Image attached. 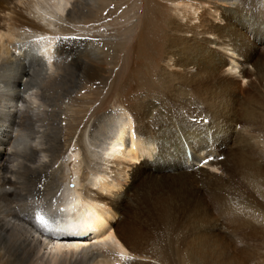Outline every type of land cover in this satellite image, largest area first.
I'll return each instance as SVG.
<instances>
[{
    "label": "bare ground",
    "instance_id": "obj_1",
    "mask_svg": "<svg viewBox=\"0 0 264 264\" xmlns=\"http://www.w3.org/2000/svg\"><path fill=\"white\" fill-rule=\"evenodd\" d=\"M114 1L0 0V264H212L222 244L204 234L178 253L171 212L181 199L162 196L178 180L218 188L190 218L227 213L264 264V0H169L177 15L158 34L165 65L150 57L152 34L139 51L156 86L93 114L64 159V127L78 125L74 98L116 54L84 29ZM223 8L221 27L210 17ZM134 203L150 212L153 240L142 223L115 222Z\"/></svg>",
    "mask_w": 264,
    "mask_h": 264
},
{
    "label": "rangeland",
    "instance_id": "obj_2",
    "mask_svg": "<svg viewBox=\"0 0 264 264\" xmlns=\"http://www.w3.org/2000/svg\"><path fill=\"white\" fill-rule=\"evenodd\" d=\"M242 9L244 13L245 8ZM224 10L225 9L223 8L221 15L219 14L220 16L215 13L214 9L212 10L214 17H210V19L213 24L221 27L226 25L225 22L222 21L221 23L219 21ZM176 12L177 8L172 5L169 0H115L113 4L107 8V11L102 13L98 25L84 29L89 36L97 37L100 42H106L116 47V54L112 57V65L109 66V68L106 66L107 73L103 75L98 84L96 83L82 93L76 94V98H74L76 101L74 116L76 117L75 119L78 125L76 127H71L66 124L68 120L64 123V125L66 124L64 128L67 127L63 137L64 143L66 144L65 151L62 153L64 159L69 154L71 148H73L74 142L70 143L69 140H76V137H78L80 133V129H82L85 123L93 117V114L99 116L119 108L120 105H133L135 104V98L139 96V94L143 95L144 92L153 90V87L156 86L155 80H151L152 76L150 72L146 70L148 68L147 65L149 64L144 62V60H141V55L139 54L140 48L144 44L142 40L151 34L153 35L150 43L153 44V46L156 45V47L150 57L152 59L156 55V64L161 67L165 65L161 62L159 57L162 56V49H164V47L161 43L162 41L158 40V36L162 35L161 33L168 31V26L166 25L171 18L176 17ZM236 16L237 15H235V17ZM241 16H243L245 20H248L250 17L252 18L250 15L247 16L241 14ZM251 18L248 21L252 20ZM149 21L150 23H148ZM153 38L157 40L155 41ZM156 42H159V44ZM220 50L223 57L227 58L230 52H227V54L224 50L219 49V51ZM232 58L241 60L235 56H232ZM245 68H248L250 73L254 71L250 66H245ZM150 71L152 73L154 70ZM235 78L241 84V87L247 86L241 82L240 78ZM144 80H147L148 83H144ZM153 95L154 94H151L150 97H153ZM65 114H67V112H65ZM70 115L72 114L70 113ZM138 165L135 167H138ZM66 166L64 168H66ZM197 166L198 165L193 168L196 173L198 172ZM62 172L64 171L60 170L57 174L62 175ZM68 172L66 170L64 172L65 177L62 178V182L64 184L67 183L66 186L71 182L69 176H71L72 173ZM129 172L130 178L129 183L126 186L127 188L133 181V172L132 170ZM218 174L220 175V173ZM175 175H178V172L175 173ZM201 180L202 179H199L200 182ZM159 182L161 183L162 181ZM188 182L184 184L182 181L180 182V180H178L175 182L178 183L177 185L173 183L174 185L170 184L171 186H169V184H167L162 192L164 198H168L170 193L174 192V194L176 193L181 199L180 202H176L175 205H173L175 210H172L173 212H171V217L174 218V228L178 233L176 241L178 253L188 251L190 245H193L192 247H194L196 244L195 242L199 241L197 237L204 234V236H207L211 241L214 240L215 243L218 242L222 244V246H213V249L211 250L213 257V259H211L212 264H217V259L228 260L234 258V256H236L243 264H258V260H254L250 254L251 250H253L252 248L256 247L257 242L253 240L247 228V232H244L245 229L243 230V226L240 222H235L232 220V217V219L227 217V213L222 212V215L214 213L210 218H190L193 217L192 212L194 211V208H197L196 206L199 199H201L202 196L206 199L209 194L218 191V188L214 186L212 188H207L194 180ZM71 185H73V183ZM70 188L72 187L70 186ZM126 191L127 190L124 188L118 196H121V194H124ZM164 198L160 197V199ZM158 199L159 197H157L155 201ZM145 207L146 206L141 205L137 207V204L134 203V211L132 213L130 212V216L129 214L127 215V213L122 214V216L118 215L115 222L119 223L120 221L127 219L128 222L131 221L133 224L142 223L147 235L146 238L148 240H153L156 235L155 227L151 223L153 218ZM136 221L139 223H136ZM233 221L235 223H232ZM238 226L239 228L241 227V229H238ZM257 249L262 252L264 251V248ZM207 264H210V261H207Z\"/></svg>",
    "mask_w": 264,
    "mask_h": 264
}]
</instances>
